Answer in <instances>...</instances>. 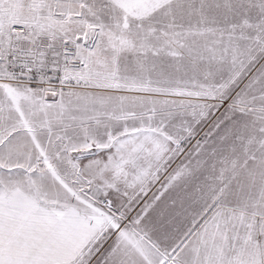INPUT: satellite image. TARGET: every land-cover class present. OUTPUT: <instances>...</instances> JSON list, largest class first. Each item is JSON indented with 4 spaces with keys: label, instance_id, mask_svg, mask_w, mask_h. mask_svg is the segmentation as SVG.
<instances>
[{
    "label": "snow or ice",
    "instance_id": "obj_1",
    "mask_svg": "<svg viewBox=\"0 0 264 264\" xmlns=\"http://www.w3.org/2000/svg\"><path fill=\"white\" fill-rule=\"evenodd\" d=\"M0 264H264V0H0Z\"/></svg>",
    "mask_w": 264,
    "mask_h": 264
}]
</instances>
